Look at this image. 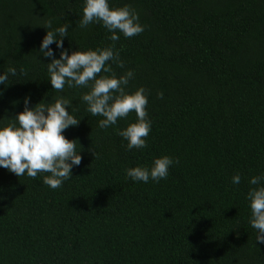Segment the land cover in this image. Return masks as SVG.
<instances>
[{
	"label": "trees",
	"instance_id": "1",
	"mask_svg": "<svg viewBox=\"0 0 264 264\" xmlns=\"http://www.w3.org/2000/svg\"><path fill=\"white\" fill-rule=\"evenodd\" d=\"M109 3L135 9L145 30L112 42L100 24L79 27L83 0H0V73L17 71L0 85V125L25 96L34 107L63 95L81 119L63 134L82 155L56 190L47 173L0 168V264H264L246 199L249 179L264 174V0ZM49 19L71 25L64 47L73 51L115 43L124 67L113 63V73L133 70L127 91L149 93L147 148L128 151L117 134L134 113L101 129L81 101L88 89L52 90L39 53ZM162 156L178 161L166 180L126 178Z\"/></svg>",
	"mask_w": 264,
	"mask_h": 264
},
{
	"label": "clouds",
	"instance_id": "2",
	"mask_svg": "<svg viewBox=\"0 0 264 264\" xmlns=\"http://www.w3.org/2000/svg\"><path fill=\"white\" fill-rule=\"evenodd\" d=\"M83 3V14L79 21L82 29L90 24H100L111 34L109 39L112 42L118 41L121 35L131 38L145 30L139 14L129 5L111 7L109 0H83ZM70 26L68 23L54 28L51 19L43 26L46 34L39 45V53L50 63L36 60L46 65L52 90L63 93L65 87L88 89L82 94L81 101L93 117H102L98 122L101 129L115 127L118 121L127 120L134 113L136 122L118 129L117 134L127 141L128 151L147 148V138L152 131V120L147 111L148 90L139 87L134 92L127 91L129 82L135 76L133 70L120 76L113 73V63L120 68L124 67L115 43L87 51L65 48L64 40ZM53 44L56 52L50 47ZM21 74H24L23 69ZM10 76H17L15 67L0 73V85L5 90L10 85ZM0 96H3V91H0ZM157 96L162 99L163 93H157ZM30 102L31 97L25 96L23 111L14 118H7L11 122L6 126L0 125V168L17 177L26 175L32 179L47 173L43 183L56 190L72 179V169L81 164V151H77L78 141L69 140L63 134L70 127L78 126L81 119L71 114L72 101L63 95L54 97L51 102L42 99L34 107H29ZM175 163L178 161L162 156L155 158L150 167L125 169V175L133 182L146 184L151 180L159 183L168 178L169 168ZM240 182L241 175L237 173L231 183L239 185ZM248 183L255 186L250 187L246 195L251 211L249 224L256 230V243L264 244V174L251 177Z\"/></svg>",
	"mask_w": 264,
	"mask_h": 264
}]
</instances>
